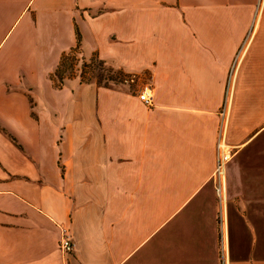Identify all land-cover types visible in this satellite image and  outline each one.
Here are the masks:
<instances>
[{
	"label": "crops",
	"instance_id": "0c3cea01",
	"mask_svg": "<svg viewBox=\"0 0 264 264\" xmlns=\"http://www.w3.org/2000/svg\"><path fill=\"white\" fill-rule=\"evenodd\" d=\"M257 3L0 0V264H220L222 237L228 264H264ZM77 36L85 60L137 85L57 86ZM233 62L220 202L215 146Z\"/></svg>",
	"mask_w": 264,
	"mask_h": 264
},
{
	"label": "rangeland",
	"instance_id": "374dc122",
	"mask_svg": "<svg viewBox=\"0 0 264 264\" xmlns=\"http://www.w3.org/2000/svg\"><path fill=\"white\" fill-rule=\"evenodd\" d=\"M70 55L64 59L61 67L56 72L55 76H52L55 84L60 86L65 84L69 79L79 78L80 81L83 79L85 81H93L100 86H112V87H122L124 85H130V87L136 86L137 81L123 73L119 68L115 67L113 64L101 63L97 57H92L89 60H85L78 50L72 51ZM83 63L86 67L83 66ZM235 62L231 67L229 72V78L226 86V100L229 104V96L232 88V80L235 74ZM81 75V76H80ZM110 78V79H108Z\"/></svg>",
	"mask_w": 264,
	"mask_h": 264
},
{
	"label": "built area",
	"instance_id": "2783aa9c",
	"mask_svg": "<svg viewBox=\"0 0 264 264\" xmlns=\"http://www.w3.org/2000/svg\"><path fill=\"white\" fill-rule=\"evenodd\" d=\"M264 0H258L257 9L260 14L262 10ZM238 56V55H237ZM236 56V58H237ZM236 61V59H235ZM139 99L145 105L153 104V91L150 85L146 84L143 86L142 90L139 93ZM229 104L228 101H225L220 112V123L217 132L216 139V162L215 168L213 171V180H214V190L217 198L220 202L224 199V188H225V179H226V166L230 160L233 147L227 142L226 133H227V119H228ZM222 213H219V222H222ZM222 233V232H221ZM222 237V236H221ZM59 246L64 253H71L74 249L73 241L66 235L63 234ZM220 264H228V248L222 237L220 244Z\"/></svg>",
	"mask_w": 264,
	"mask_h": 264
},
{
	"label": "trees",
	"instance_id": "16d2710c",
	"mask_svg": "<svg viewBox=\"0 0 264 264\" xmlns=\"http://www.w3.org/2000/svg\"><path fill=\"white\" fill-rule=\"evenodd\" d=\"M77 40H78V43H77V46L73 49L74 51L78 50V48H79V36H77ZM73 50H71L70 52L65 53V54H63V55L61 56L60 62H59V64L57 65L56 69L54 70L52 76H55V75H56V72H57V71L59 70V68L61 67V65H62V63H63V61H64V59H66V58L70 55L69 53H73V52H72ZM98 61H99V64H101V63H105V62H103L102 60H99V59H98ZM83 66L86 67L84 63H83ZM80 76H81V75H80ZM108 79H110V78H108ZM81 82H88V81H85V80L82 79ZM104 86H106V85H104Z\"/></svg>",
	"mask_w": 264,
	"mask_h": 264
}]
</instances>
